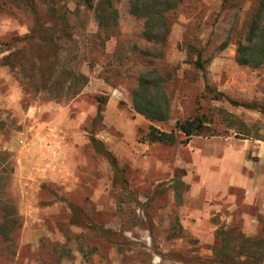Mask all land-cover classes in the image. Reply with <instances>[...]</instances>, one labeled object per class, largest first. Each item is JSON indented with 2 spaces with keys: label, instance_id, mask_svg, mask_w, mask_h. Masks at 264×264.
<instances>
[{
  "label": "rangeland",
  "instance_id": "rangeland-1",
  "mask_svg": "<svg viewBox=\"0 0 264 264\" xmlns=\"http://www.w3.org/2000/svg\"><path fill=\"white\" fill-rule=\"evenodd\" d=\"M256 1L189 0L164 47L145 39L129 0H115L118 25L104 43L95 11L71 2L72 39H58L59 67L42 76L35 47L20 56L10 41L29 32L32 14L18 0H0V102L17 90L21 105L19 113L0 108V134L11 141L15 132L16 142L0 150V211L19 212L13 240L0 237V264H217L212 247L226 224L216 217L212 229L182 226L186 170L175 160L187 156L184 144L143 141L150 121L133 109L131 90L144 64H160L172 73L164 84L172 117L158 127L205 112L222 136L264 139V67L235 59ZM201 49L204 70L193 62ZM73 72L88 83L72 88ZM208 84L225 97L203 99ZM91 136L114 154L117 169ZM234 223L241 227L238 216Z\"/></svg>",
  "mask_w": 264,
  "mask_h": 264
},
{
  "label": "trees",
  "instance_id": "trees-1",
  "mask_svg": "<svg viewBox=\"0 0 264 264\" xmlns=\"http://www.w3.org/2000/svg\"><path fill=\"white\" fill-rule=\"evenodd\" d=\"M17 7L28 10L33 17L29 32L23 36H12L15 53L22 55L27 47H35L39 61V72L42 76L57 69L60 59L61 44L59 38L72 39L69 33V13L72 2L76 7L94 10L98 20L97 37L104 41L111 38L118 25V9L115 0H18ZM97 1V2H96ZM189 0H129L130 13L142 20V33L145 39L155 46L164 47L169 39L177 16ZM227 1V0H224ZM45 3V4H44ZM2 5V3H0ZM21 5V6H20ZM187 7V6H186ZM22 45L19 47V45ZM158 59L164 60V50ZM238 64L252 68L264 67V0L256 4L245 17L236 38V55ZM198 69L204 70V50L197 51L193 60ZM146 68L139 70L136 84L131 90L133 109L144 116L150 125L143 141L173 145L187 144L193 136L222 135L216 128L209 126L213 119L205 112H197L184 120L177 119L169 129H162L155 123H167L171 120V94L164 84L172 77L171 72H164L160 64H144ZM70 86L88 83V77L81 72L71 73L68 78ZM207 92H212V99H221L225 94L216 91L208 84L202 98H207ZM233 103H238L233 101ZM244 105L256 108L255 103ZM258 110L264 113V106ZM243 125L247 127L246 124ZM236 133H244L241 128ZM93 147L104 155L110 164L117 169L116 157L104 143L91 136ZM3 177L0 176V179ZM2 200L0 199V204ZM78 212L77 206H73ZM19 212L15 206H5L0 211V237L13 240ZM219 239L213 248L216 258L211 259L217 264H264V216L260 217V228L254 235H249L237 224L221 226L218 229Z\"/></svg>",
  "mask_w": 264,
  "mask_h": 264
},
{
  "label": "crops",
  "instance_id": "crops-1",
  "mask_svg": "<svg viewBox=\"0 0 264 264\" xmlns=\"http://www.w3.org/2000/svg\"><path fill=\"white\" fill-rule=\"evenodd\" d=\"M19 99L16 90L12 97L2 98L0 108L5 114L9 110L19 113ZM13 142L15 132L11 141L0 134V150L14 149ZM182 147L187 156L175 160L186 170L187 191L180 211L182 226L196 228L206 222L205 228L212 229L218 227L213 223L216 217L230 226L235 225L238 216L240 228L249 235L256 234L260 217L264 216V139L200 135L193 136ZM18 161H23V156ZM22 165L17 168L18 175L23 172Z\"/></svg>",
  "mask_w": 264,
  "mask_h": 264
}]
</instances>
